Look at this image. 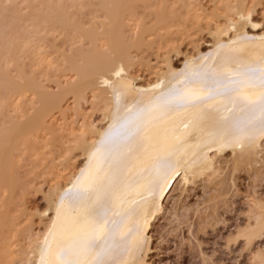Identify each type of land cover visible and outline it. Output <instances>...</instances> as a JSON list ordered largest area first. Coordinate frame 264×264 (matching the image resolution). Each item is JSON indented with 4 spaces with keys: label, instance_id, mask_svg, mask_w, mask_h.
<instances>
[{
    "label": "bare ground",
    "instance_id": "obj_1",
    "mask_svg": "<svg viewBox=\"0 0 264 264\" xmlns=\"http://www.w3.org/2000/svg\"><path fill=\"white\" fill-rule=\"evenodd\" d=\"M130 1L0 0V116L19 108L22 97L40 99L33 113L0 130V141L10 140L1 148L0 187L12 189L17 182L10 170L16 143L31 149L46 137L60 147L50 159L60 171L51 184L44 179L41 232H27L23 264H146L150 232L175 184L186 187L215 175L225 152L237 167L260 151L264 16L257 22L253 12L264 0H212L210 12L197 2L195 31L206 29L211 45L185 55L180 68L170 55L180 52L178 45H162L174 4L159 0L155 30L161 45L151 62L140 54L148 29L135 24ZM97 13L104 20L96 23ZM61 32L71 44L82 39L86 46L68 57L72 75L53 92L36 76L52 66L59 40L54 33ZM136 64L149 71L145 81ZM70 94L72 112L82 121L76 128L63 121V128L53 111L65 119L72 108L62 101ZM87 99L88 114L100 112L101 125L82 113ZM77 156L80 164L71 166ZM258 207L256 220L242 229L248 243L264 233V204Z\"/></svg>",
    "mask_w": 264,
    "mask_h": 264
},
{
    "label": "rangeland",
    "instance_id": "obj_2",
    "mask_svg": "<svg viewBox=\"0 0 264 264\" xmlns=\"http://www.w3.org/2000/svg\"><path fill=\"white\" fill-rule=\"evenodd\" d=\"M130 2L135 12L133 17L135 24L139 29L141 27L148 29L146 33L149 34L145 36V42L148 44L143 47L140 54L154 62L156 48L161 45L155 30V11L159 6V0ZM197 2L207 12L213 8L212 0L167 2L173 3L176 11L173 20L168 23L169 27L161 31L165 36L162 45L168 46L173 43L178 45L180 52L170 53L171 61L176 68L181 67L185 55L194 53L197 48L205 52L211 45V36L206 29L195 31L192 13ZM79 5L82 6L81 3ZM263 12L264 3L257 4L253 19L261 22ZM210 18L214 17L211 15ZM94 20L97 23L104 19L97 13ZM54 35L59 37L56 46L57 56L55 55L52 66L45 68L36 78L44 87L57 92L60 87L66 85V79L72 75V71L68 69V57L86 45L82 46L85 42L82 39L71 44L65 39L64 32ZM50 45V41H47L45 49L51 51ZM137 52V49H132V54L137 55ZM134 70L143 81L149 77V71L139 69L138 64ZM16 103H21L19 108L5 111L0 116V130H7L12 124L23 120L27 114L33 113L35 108L40 106V99L28 95ZM62 103L67 110L72 108L67 111L66 120L61 117L58 109H54L53 119L60 127L65 125V121L70 123V126H75L74 128L78 127L82 118L72 112L71 94L67 95ZM81 106L82 113L88 114L89 100L82 101ZM91 113L88 114L91 115L90 119L101 125L103 122L100 112ZM45 138L41 139L39 147L31 149L17 141L11 151L10 170L17 182L12 189L0 187V248L3 249L2 247L6 245V249L0 253V264H23L20 250L28 245L27 232L29 229H32L33 233L41 232L45 209L43 195L51 181H55L56 172L60 171L58 161L50 160L60 153L59 142L56 139ZM42 140L50 142L44 144ZM63 140L61 139L62 142ZM5 142L7 144L10 140L4 138L0 141V155ZM256 157L251 163L241 162L235 167L231 153L225 152L218 158L219 168L215 175L198 179L186 187L175 184L164 202L163 213L155 221L150 232L151 242L146 264H264V233L255 237L251 243H248L243 235L248 221L256 220V215L261 210L258 205L264 204V140ZM72 160L74 162L71 161V166L75 163L80 164L82 159L77 156ZM44 179L50 182L47 186Z\"/></svg>",
    "mask_w": 264,
    "mask_h": 264
}]
</instances>
